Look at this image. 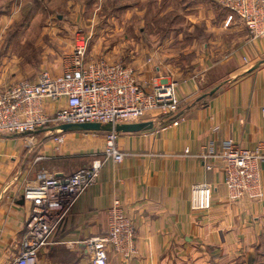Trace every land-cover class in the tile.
I'll list each match as a JSON object with an SVG mask.
<instances>
[{"label":"crops","instance_id":"crops-1","mask_svg":"<svg viewBox=\"0 0 264 264\" xmlns=\"http://www.w3.org/2000/svg\"><path fill=\"white\" fill-rule=\"evenodd\" d=\"M194 1L205 12L213 8L212 13L216 7H210L211 2L218 3ZM18 8L10 12H20ZM222 15L206 23L217 34L205 42L207 67L201 73L171 80L163 63L155 70L150 63L135 67L137 80L147 90L175 81L186 119L164 130L155 120L152 130L121 133L123 162L106 161L96 184L83 193L50 244L41 249L39 264H91L84 240L107 231V210L116 198L134 219L136 253L122 260L111 251L109 264H258L257 256L264 264V200L231 202L223 162L216 160V167L207 170L196 156L228 138L248 148L264 141V63L248 72L264 59V37H252L243 23L227 25ZM227 77L229 83L220 82ZM7 143L6 138L0 142V163L10 152L2 153ZM261 167L264 182V163ZM44 169L70 174L79 168ZM34 170L0 168V264H9L19 251L26 214L23 182ZM201 182L214 186L213 207L204 217L190 205L191 189Z\"/></svg>","mask_w":264,"mask_h":264},{"label":"built area","instance_id":"built-area-1","mask_svg":"<svg viewBox=\"0 0 264 264\" xmlns=\"http://www.w3.org/2000/svg\"><path fill=\"white\" fill-rule=\"evenodd\" d=\"M221 6L238 16L254 38L264 37V0H218ZM151 59H149L150 61ZM60 74L41 72L36 79H20L0 87V134H30L52 124L100 122L121 123L157 120L166 129L185 119L173 83H163L147 90L137 80L133 66L121 61L87 57L83 36L67 55ZM264 111V109H263ZM163 118L162 120L156 118ZM43 128V129H40ZM97 133L98 131H92ZM102 132V131H100ZM104 158L97 159L70 174L59 175L40 170L27 182L22 192L26 214L19 252L9 264H39L38 256L69 213L91 186L109 159L123 162L126 153L118 147L121 132L105 131ZM52 142H65V132L51 133ZM186 153H190L186 148ZM207 170L223 162L224 183L231 202L247 199L264 200L262 167L264 141L254 148L242 147L233 138L210 145L196 154ZM214 186L209 182L195 184L190 205L194 212L212 209ZM109 230L84 240L91 264H109L111 250L125 260L136 253V226L116 198L107 211Z\"/></svg>","mask_w":264,"mask_h":264},{"label":"rangeland","instance_id":"rangeland-1","mask_svg":"<svg viewBox=\"0 0 264 264\" xmlns=\"http://www.w3.org/2000/svg\"><path fill=\"white\" fill-rule=\"evenodd\" d=\"M70 1L71 5L68 0H0L1 88L20 79H36L43 71L53 75L62 73L67 55L81 36L85 38L89 58L121 61L134 68L150 63L152 70L156 64L163 63L169 79H185L207 67L205 42L216 31L210 30L206 23L218 21L223 14L227 25L243 23L246 26L237 13L224 8L218 1L210 4L216 7L213 13V8L205 12L194 0ZM14 7L16 10L19 7L20 12H10ZM188 8L190 12H186ZM221 8L226 12H219ZM229 36L231 33L226 37ZM220 82L229 83L230 78ZM212 87L210 85L209 89ZM3 138L8 143L1 149L2 153L10 152L4 156L0 168H35L23 182L24 186L40 169L73 170L104 158L105 133L100 131L66 132L61 145L54 144L51 132L46 131L0 134V142ZM203 213L199 214L204 217ZM108 230L107 222V231L103 234ZM257 261L262 263V258L257 256Z\"/></svg>","mask_w":264,"mask_h":264},{"label":"water","instance_id":"water-1","mask_svg":"<svg viewBox=\"0 0 264 264\" xmlns=\"http://www.w3.org/2000/svg\"><path fill=\"white\" fill-rule=\"evenodd\" d=\"M264 63V59L259 60L256 62L250 69H248V72H252L256 69H258L262 64ZM215 90L212 91V93ZM155 126V123L153 120H146V121H140V122H134V123H121L116 124L115 126L112 123H106L102 124L100 122H82V123H64V124H58L54 126H50L48 128H45L41 131L56 133V132H74V131H118L121 133H134V132H140L145 130H151ZM62 175V174H59ZM21 203H23V198L21 199Z\"/></svg>","mask_w":264,"mask_h":264},{"label":"bare ground","instance_id":"bare-ground-1","mask_svg":"<svg viewBox=\"0 0 264 264\" xmlns=\"http://www.w3.org/2000/svg\"><path fill=\"white\" fill-rule=\"evenodd\" d=\"M214 195V194H213ZM213 207V206H212Z\"/></svg>","mask_w":264,"mask_h":264}]
</instances>
